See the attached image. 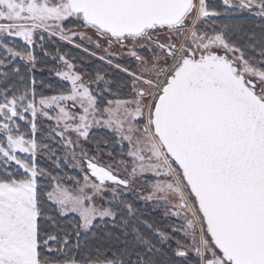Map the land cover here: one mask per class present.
I'll list each match as a JSON object with an SVG mask.
<instances>
[{"label":"snow or ice","instance_id":"snow-or-ice-1","mask_svg":"<svg viewBox=\"0 0 264 264\" xmlns=\"http://www.w3.org/2000/svg\"><path fill=\"white\" fill-rule=\"evenodd\" d=\"M0 264H264V0H0Z\"/></svg>","mask_w":264,"mask_h":264},{"label":"trees","instance_id":"trees-1","mask_svg":"<svg viewBox=\"0 0 264 264\" xmlns=\"http://www.w3.org/2000/svg\"><path fill=\"white\" fill-rule=\"evenodd\" d=\"M45 70H46V69H45ZM45 70H44V71H45ZM43 75L46 76V74H43ZM37 78H38V79L41 78V74H40L39 72L37 73ZM53 82H54V81H53ZM161 212H162V210H161Z\"/></svg>","mask_w":264,"mask_h":264},{"label":"rangeland","instance_id":"rangeland-1","mask_svg":"<svg viewBox=\"0 0 264 264\" xmlns=\"http://www.w3.org/2000/svg\"><path fill=\"white\" fill-rule=\"evenodd\" d=\"M96 65L99 66V62H96ZM43 74L47 75V70H45Z\"/></svg>","mask_w":264,"mask_h":264}]
</instances>
